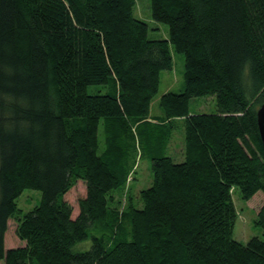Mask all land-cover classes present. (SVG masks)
I'll list each match as a JSON object with an SVG mask.
<instances>
[{"label":"trees","instance_id":"1","mask_svg":"<svg viewBox=\"0 0 264 264\" xmlns=\"http://www.w3.org/2000/svg\"><path fill=\"white\" fill-rule=\"evenodd\" d=\"M134 4L0 0V264H264V241L233 238L231 196L264 193V0H150L152 19L168 27L161 39L148 37ZM171 50L184 56V89L161 95L152 123ZM210 95L216 113L189 114L192 97ZM174 119L184 160L151 155L141 206L128 194L119 209L135 134L149 142L148 124ZM77 179L85 195L73 218L63 196ZM25 189L40 192L26 212L16 203ZM10 218L24 245L5 249ZM254 223L264 234V203Z\"/></svg>","mask_w":264,"mask_h":264},{"label":"rangeland","instance_id":"2","mask_svg":"<svg viewBox=\"0 0 264 264\" xmlns=\"http://www.w3.org/2000/svg\"><path fill=\"white\" fill-rule=\"evenodd\" d=\"M133 15L137 19L145 21L148 25V37L150 39L167 38L168 27L166 24L157 22L152 19L150 11V0H135L133 6ZM172 49V48H171ZM172 67L163 70L160 73L159 87L156 95L150 103L149 116L153 117L151 122L161 119L163 111L159 106V99L163 93L174 92L180 93L184 89V56L171 50ZM106 87L101 85H90L87 92L90 94L104 93ZM217 107L215 96L192 97L189 103V114L198 113H216ZM152 130V138L147 142L139 135L135 134V141L126 154L127 165L131 169L130 175L124 186V194L119 203V209H124L127 205L126 196H132L131 202L136 206H141L139 201V191L151 185L150 156L168 155L174 162L184 160V127L181 119H174L169 125H151L146 126V131ZM170 132V143L163 146L165 133ZM102 120L98 127L99 150L105 148ZM140 140H139V137ZM152 141V142H151ZM85 195V184L82 179H77L74 185L64 194L63 198L72 206V217L74 218L78 212V200ZM125 196V197H124ZM232 200L236 209V220L233 228V238L242 243L247 242L250 238L256 237L264 241L263 230L255 225L257 212L264 203V193L256 192L250 199L243 200L240 197L239 190L235 189L232 194ZM40 199V192L37 190L25 189L16 199L18 208L24 212L34 207ZM130 201V200H128ZM16 222L13 218L8 219L7 230L4 235L5 249L19 247L24 245V241L20 240L15 234ZM91 239L88 237L75 244L76 251L89 249Z\"/></svg>","mask_w":264,"mask_h":264},{"label":"water","instance_id":"3","mask_svg":"<svg viewBox=\"0 0 264 264\" xmlns=\"http://www.w3.org/2000/svg\"><path fill=\"white\" fill-rule=\"evenodd\" d=\"M256 119L261 142L264 146V102L257 108Z\"/></svg>","mask_w":264,"mask_h":264},{"label":"crops","instance_id":"4","mask_svg":"<svg viewBox=\"0 0 264 264\" xmlns=\"http://www.w3.org/2000/svg\"><path fill=\"white\" fill-rule=\"evenodd\" d=\"M150 111V110H149ZM161 118V117H160ZM153 119V117H151V116H148V118H147V120L148 121H150L151 122V120ZM152 123H157V120L155 121V122H152ZM170 140H171V137H170V139H169V141H168V143L167 144H169L170 143Z\"/></svg>","mask_w":264,"mask_h":264}]
</instances>
